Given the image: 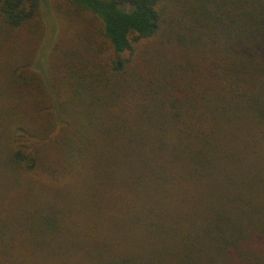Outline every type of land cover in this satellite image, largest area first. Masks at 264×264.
Returning a JSON list of instances; mask_svg holds the SVG:
<instances>
[{
  "label": "trees",
  "instance_id": "16d2710c",
  "mask_svg": "<svg viewBox=\"0 0 264 264\" xmlns=\"http://www.w3.org/2000/svg\"><path fill=\"white\" fill-rule=\"evenodd\" d=\"M42 1L0 0V264H264V0H68L111 54L55 80Z\"/></svg>",
  "mask_w": 264,
  "mask_h": 264
},
{
  "label": "rangeland",
  "instance_id": "374dc122",
  "mask_svg": "<svg viewBox=\"0 0 264 264\" xmlns=\"http://www.w3.org/2000/svg\"><path fill=\"white\" fill-rule=\"evenodd\" d=\"M42 2L38 17L17 32L22 34L25 46L23 42L17 43L10 55L12 65L18 61V64H30V71L34 66L55 80V77L62 78L64 71L70 68V58L65 55L66 52L91 57L97 53L104 59L111 54L109 42L103 35L102 23L92 12L80 9L68 0ZM158 45V40L141 39L135 46V57L140 60L149 51L154 58Z\"/></svg>",
  "mask_w": 264,
  "mask_h": 264
}]
</instances>
